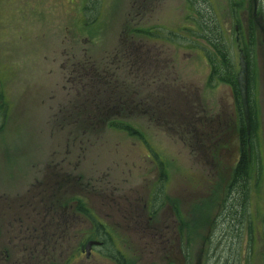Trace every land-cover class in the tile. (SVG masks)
<instances>
[{
	"label": "rangeland",
	"instance_id": "obj_1",
	"mask_svg": "<svg viewBox=\"0 0 264 264\" xmlns=\"http://www.w3.org/2000/svg\"><path fill=\"white\" fill-rule=\"evenodd\" d=\"M148 2L150 6L144 11L137 10L138 0H0V112L8 115L4 119L0 114V193H23L32 179H40L46 164L63 160L64 164L78 165L75 173L84 179L92 174L101 180L110 173L127 185L139 183L140 192L145 194L158 174L145 157L146 147L156 155L152 157L159 168L167 171L160 188L164 189L166 182V191L168 196H175L176 207L184 209V201L191 213V264H264L261 29L246 28L243 17L238 30H234L232 17L238 12L246 13L245 0ZM258 5L262 6L264 28V0H259ZM121 37L136 45L144 41L149 54L146 60L156 62L140 82H135L134 75L126 77L130 93H154L158 100L155 105H160L156 108L150 98L149 102L145 100L143 120L136 117V109L127 113L134 116L125 120L127 126L142 134L137 137L130 130L110 124L80 125L67 117L61 120L62 112L78 95L73 72L77 62L84 53L99 58L105 53L121 52ZM195 46H202L207 56ZM240 53L247 65L253 119L249 134L250 166L257 163L259 172L257 178L256 172L251 180L237 183L233 171H218L212 164L224 162L217 154L214 124L222 119L232 124L240 107L239 98L227 83H217L213 76L208 86L205 78L211 61L227 66L225 77L232 72L236 75ZM154 109L160 118L156 113L152 118ZM190 116L195 126L208 123L212 137L200 139L199 134L194 138L184 122ZM202 143L210 148L208 156L200 153ZM1 201L5 199L0 196ZM215 214L218 216L210 225L209 234L205 237L198 233L195 226L211 222ZM119 236L122 239L117 242L118 248L127 260H132L130 264H162L157 236L154 242L145 237L144 242L137 244L135 237H123L120 233ZM85 237L75 235L67 244V237L63 240L53 236L60 243L65 241V246L53 252L54 261L114 264L98 255V251L89 258L84 254L76 259L71 256ZM122 241L127 245H122ZM109 243L104 253L117 255ZM175 256L177 264H182L180 254L176 252Z\"/></svg>",
	"mask_w": 264,
	"mask_h": 264
},
{
	"label": "flooded vegetation",
	"instance_id": "obj_2",
	"mask_svg": "<svg viewBox=\"0 0 264 264\" xmlns=\"http://www.w3.org/2000/svg\"><path fill=\"white\" fill-rule=\"evenodd\" d=\"M148 1L138 0L137 10L145 11L150 6ZM258 1L245 0L246 13L238 12L235 18L232 17L233 28L237 31L239 24L243 21L241 19L245 17L246 28L259 26L264 41L263 18L260 10L262 6L258 5ZM230 10L233 13V8ZM217 21L219 24L220 20L217 19ZM120 39L121 52L105 53L99 58L84 53L83 58L77 62L78 67L73 69V72L78 95L76 99L75 97L71 99L72 102L74 99L75 101L68 104L66 111L62 112L61 120L67 117L68 121L70 119L75 121L74 124H110L114 125L113 127L119 126L122 130H130L128 132L137 137L142 134L138 129L136 131L134 127L127 126L128 123L125 120L128 117V119L134 118L127 113L136 109V117L143 120L145 100L149 102L150 98L154 102L153 107H156L155 104L158 105V100L154 93L148 96L140 95L139 92L130 93L131 86L126 81V77L134 75L133 78L138 83L156 62L146 60L149 59V54L144 48V41L141 40L136 45L133 40L124 37ZM196 48L207 56L202 46ZM211 73L212 65L205 78L208 86L212 83L214 73ZM215 77L219 75L215 74ZM217 79L219 78H215V81L218 83ZM217 83L212 85L215 87ZM155 113L158 118L161 117L154 109L152 118L155 117ZM0 114L4 119L8 116L2 112ZM249 115V132L246 131L241 102L231 125L223 119L214 124L217 130V138L214 142L219 145L216 148L217 154L222 156L224 161L219 162L220 164H212L218 171H236L244 150V161L248 165L251 164L249 134L253 119L250 104ZM58 119L57 116V121ZM184 122L189 125L194 138L199 134H201L200 139H208L213 135L210 133L211 130L208 131V123L195 126L193 116L189 117L188 122L187 120ZM201 146L200 153L208 156L207 150L210 149L208 144L202 143ZM144 149L145 157L149 158L158 171L157 176L154 177L155 181L145 194L140 192L139 183L127 185L126 181L115 179L110 173L103 175L101 180L92 177V174L84 179L80 173H75L79 170L78 165L64 164L63 160L55 164H46L40 179L34 178V181L32 179L24 192L22 191L23 193L2 191L0 196L5 201L0 203V264H58L54 261L53 252L65 246V241L60 243L53 239V236L58 235L63 237V240L67 237L68 244L70 237L79 234H84L86 237L71 254L75 256V259L80 258L82 254L89 258L94 251H98V255L107 257L114 264H130L132 260H127L125 254L118 248L117 242L122 239L119 233L123 237L125 235L135 237L136 244L144 242L145 237L154 242V236H157L160 240L157 248L161 250L162 264H177L176 252L180 254L182 264H191L188 261V251L192 249V241L188 237L193 227L190 221L191 213L186 209L184 201L181 202L184 209L176 207L175 196H168L166 182L164 189L160 188L167 171L164 172L155 163L156 159H153L156 157L155 154L150 153L146 147ZM161 204H163L162 207ZM217 216L215 214L211 222L199 223L201 226L197 224L195 226L197 232L205 234L206 237L209 234L210 225L214 224ZM91 240L98 243L92 244L86 253L85 245ZM107 241L110 242L111 251L117 252V255L104 253ZM124 242L122 241L121 244L126 246ZM130 247L131 244L128 248ZM62 264H65V261Z\"/></svg>",
	"mask_w": 264,
	"mask_h": 264
},
{
	"label": "trees",
	"instance_id": "obj_3",
	"mask_svg": "<svg viewBox=\"0 0 264 264\" xmlns=\"http://www.w3.org/2000/svg\"><path fill=\"white\" fill-rule=\"evenodd\" d=\"M219 52L222 53L221 51H219ZM221 56L223 57L224 55L221 54ZM211 65H212V73H214L213 76L215 77V74H218L219 77H215V78H219L217 80L227 83L228 86L232 89L236 99H238L239 98V92H238V88H237L236 75H234V72H232L230 75H228V77L227 76L225 77V71L227 69V66L219 65V64H217V62H213V61H211ZM243 154L245 155V150H244ZM244 155H243V157H242V159L238 165L237 170L234 171V174H233V180L235 179V181L237 183L238 182L242 183V181L247 182V181L251 180L253 175H256V172H257L256 178L258 177L259 171H256V170H258L257 169L258 164L256 163L253 166L246 164V162L244 161V159H245ZM249 166L251 168H249ZM252 167H254V168H252Z\"/></svg>",
	"mask_w": 264,
	"mask_h": 264
},
{
	"label": "water",
	"instance_id": "obj_4",
	"mask_svg": "<svg viewBox=\"0 0 264 264\" xmlns=\"http://www.w3.org/2000/svg\"><path fill=\"white\" fill-rule=\"evenodd\" d=\"M239 70L236 75L238 91L240 95V102L243 112V119L246 125V131L249 132L250 115H249V102H248V81H247V65L245 57L242 53L239 54ZM98 241H88L85 245L86 253H88L92 244H97Z\"/></svg>",
	"mask_w": 264,
	"mask_h": 264
}]
</instances>
